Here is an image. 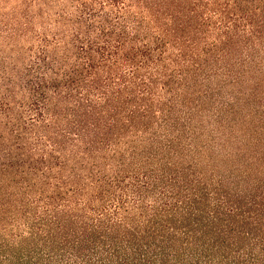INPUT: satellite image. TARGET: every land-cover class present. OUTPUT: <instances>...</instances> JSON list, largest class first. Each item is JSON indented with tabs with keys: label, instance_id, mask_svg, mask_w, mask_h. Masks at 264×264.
Wrapping results in <instances>:
<instances>
[{
	"label": "trees",
	"instance_id": "1",
	"mask_svg": "<svg viewBox=\"0 0 264 264\" xmlns=\"http://www.w3.org/2000/svg\"><path fill=\"white\" fill-rule=\"evenodd\" d=\"M0 264H264V0H0Z\"/></svg>",
	"mask_w": 264,
	"mask_h": 264
}]
</instances>
